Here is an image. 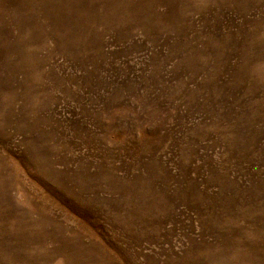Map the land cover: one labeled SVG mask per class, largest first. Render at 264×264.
Segmentation results:
<instances>
[{"label":"rangeland","instance_id":"1","mask_svg":"<svg viewBox=\"0 0 264 264\" xmlns=\"http://www.w3.org/2000/svg\"><path fill=\"white\" fill-rule=\"evenodd\" d=\"M0 264H264V0H0Z\"/></svg>","mask_w":264,"mask_h":264}]
</instances>
